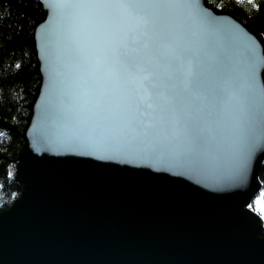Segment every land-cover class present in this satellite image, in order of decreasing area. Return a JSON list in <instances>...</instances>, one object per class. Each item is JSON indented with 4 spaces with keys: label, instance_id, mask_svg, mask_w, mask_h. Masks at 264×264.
I'll return each instance as SVG.
<instances>
[{
    "label": "snow or ice",
    "instance_id": "obj_1",
    "mask_svg": "<svg viewBox=\"0 0 264 264\" xmlns=\"http://www.w3.org/2000/svg\"><path fill=\"white\" fill-rule=\"evenodd\" d=\"M47 84L37 150L149 163L243 185L264 216L250 159L264 142V55L201 0H47ZM250 210V211H249Z\"/></svg>",
    "mask_w": 264,
    "mask_h": 264
},
{
    "label": "water",
    "instance_id": "obj_2",
    "mask_svg": "<svg viewBox=\"0 0 264 264\" xmlns=\"http://www.w3.org/2000/svg\"><path fill=\"white\" fill-rule=\"evenodd\" d=\"M37 1L43 13L32 38L39 82L15 161L23 191L0 212V264H264L263 220L238 208L243 185L149 163L37 150L47 84L40 25L50 11L47 0ZM201 3L254 36L264 55L256 30L228 10ZM257 78L264 83V67ZM263 163L264 142H259L249 183L253 171L260 179Z\"/></svg>",
    "mask_w": 264,
    "mask_h": 264
},
{
    "label": "trees",
    "instance_id": "obj_3",
    "mask_svg": "<svg viewBox=\"0 0 264 264\" xmlns=\"http://www.w3.org/2000/svg\"><path fill=\"white\" fill-rule=\"evenodd\" d=\"M207 1L232 12L264 39V0ZM42 13L37 0H0V212L23 191L15 180V161L23 146L28 105L39 82L32 31ZM259 177L264 181V163Z\"/></svg>",
    "mask_w": 264,
    "mask_h": 264
}]
</instances>
